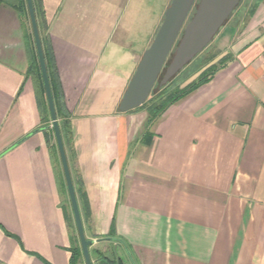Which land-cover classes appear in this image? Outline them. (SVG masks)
I'll return each mask as SVG.
<instances>
[{"label":"crops","instance_id":"obj_1","mask_svg":"<svg viewBox=\"0 0 264 264\" xmlns=\"http://www.w3.org/2000/svg\"><path fill=\"white\" fill-rule=\"evenodd\" d=\"M117 1L43 0L39 26L93 264H133L111 238L136 264H264V0H241L215 36L226 64L150 126L146 110L118 109L152 41L135 45V27L114 26ZM29 20L0 6V264H70L73 252L86 264L52 122L28 75Z\"/></svg>","mask_w":264,"mask_h":264},{"label":"water","instance_id":"obj_2","mask_svg":"<svg viewBox=\"0 0 264 264\" xmlns=\"http://www.w3.org/2000/svg\"><path fill=\"white\" fill-rule=\"evenodd\" d=\"M26 2L48 102L52 122L51 126L64 171L82 253L85 263L93 264L89 249L93 240L86 237L83 226L75 186L58 121L34 1L26 0ZM195 2L196 0L171 1L154 39L144 51L137 69L129 81L128 87L119 103V111L127 112L140 107L146 102L173 49L174 53L165 69V73L160 82L161 85L168 83L177 73L194 60L213 41L220 29L240 4L241 0H198L191 18L187 21ZM111 239L122 243L132 263L136 264L125 242L119 238Z\"/></svg>","mask_w":264,"mask_h":264},{"label":"trees","instance_id":"obj_3","mask_svg":"<svg viewBox=\"0 0 264 264\" xmlns=\"http://www.w3.org/2000/svg\"><path fill=\"white\" fill-rule=\"evenodd\" d=\"M34 1V6L36 10V15L38 19V24L41 26V18L44 16V8H43V0H33ZM1 5H8L13 7L18 11L20 16L26 17L29 20V12L27 8V2L26 0H0V6ZM237 9V8H236ZM235 9V10H236ZM234 10V12H235ZM233 12V13H234ZM232 13V14H233ZM232 16V15H231ZM25 40H26V47L28 51V75L31 76L32 78H38L34 79L37 88L39 90V93L42 97V104L43 108L45 109L46 113L49 116V121L51 120L50 118V113H49V108H48V102L45 94V88L43 84V79H42V74H41V69L38 61V56H37V51L35 47V41L33 37V33L29 30H25ZM214 40V39H213ZM42 43L44 46V52H45V57L47 61V67H48V73L50 77V82H51V87H52V92H53V97L55 101V106H56V111H57V116L58 119L60 118V114H62V99H61V92H60V87L59 84L53 81L52 78V73L50 69L49 62L53 60V53L51 51V45L48 40V37H43L42 38ZM212 43V42H211ZM210 43V44H211ZM209 44V45H210ZM209 45L201 52L203 53ZM200 53V54H201ZM200 54H198L196 57H198ZM218 53L212 55L210 58H208V63L206 64V67L203 69V71L200 73V76L198 79L195 81L191 82L187 86L183 88H177L174 91H171L167 93L166 89L167 86H162L160 85L158 90L154 91L152 90L149 98L146 100V102L141 105L140 107L136 108H145L149 114V119H148V126L151 125L160 115H162L170 106L178 102L179 100L183 99L184 97L188 96L189 94L193 93L196 89H198L202 84L208 82L213 78V76L216 74V72L221 69L225 64H226V58L222 57L219 60L217 59ZM192 62V61H191ZM57 76V75H56ZM55 76V78H56ZM42 86V87H41ZM41 88L43 89V92L41 93ZM68 119L64 121V126L68 127ZM146 133H150L146 131ZM108 264H124L121 259H118L116 263L110 262L109 259L105 258ZM70 264H76V253L73 252L72 259L70 261Z\"/></svg>","mask_w":264,"mask_h":264},{"label":"rangeland","instance_id":"obj_4","mask_svg":"<svg viewBox=\"0 0 264 264\" xmlns=\"http://www.w3.org/2000/svg\"><path fill=\"white\" fill-rule=\"evenodd\" d=\"M169 2L170 0H118L113 5L112 8H107V11L111 12V14L109 15H111V17L114 18V26L116 28H120L126 25H128L129 27H135L136 29L135 37L136 36L137 37L134 40H132V42L135 45L145 47L154 39V38L153 39L150 38V35L154 31L153 30L154 28L152 27H155L156 20L160 19L161 16L165 13ZM93 9L94 7L93 8L91 7L90 11H92ZM86 11H87V14L89 15V9H86ZM83 14L85 16H88L87 14H85V12ZM191 14H189L188 19L191 18ZM163 18L164 17H162V19ZM30 31L32 32L31 28H30ZM155 35L156 34H154V37ZM216 38L217 37L214 38L212 43L203 53H201L198 57L194 58L192 62H190L187 66H185L168 83L162 85V86H167V89H166L167 93L174 91L177 88H183L199 78L200 73L203 71V69L206 67V64L208 63V58H210L212 55L219 52V47H218L219 41H217L218 39L216 40ZM82 41L85 42L87 40H82ZM173 53H174V49L169 55L166 61V64L164 68L162 69L155 83V86L153 87L154 91L158 90L159 86L161 85L160 84L161 79L165 73V69L167 65L172 59ZM49 65H50L53 81L56 82L55 76L57 75V71H56L54 59L49 62ZM35 79H38V78H35ZM43 89L44 88L40 89L41 93L43 92ZM139 109L146 110L145 108H139ZM108 259L110 260V262L116 263L117 260L120 259V256L118 255L109 256ZM122 262L124 263L123 260ZM124 264H131V262H129L128 260L127 263H124Z\"/></svg>","mask_w":264,"mask_h":264},{"label":"flooded vegetation","instance_id":"obj_5","mask_svg":"<svg viewBox=\"0 0 264 264\" xmlns=\"http://www.w3.org/2000/svg\"><path fill=\"white\" fill-rule=\"evenodd\" d=\"M196 4H197V2H196Z\"/></svg>","mask_w":264,"mask_h":264}]
</instances>
